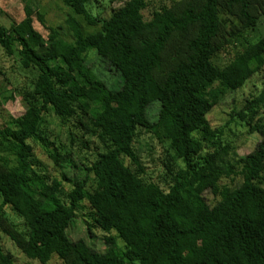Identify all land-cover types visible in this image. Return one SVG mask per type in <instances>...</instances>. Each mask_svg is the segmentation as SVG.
I'll list each match as a JSON object with an SVG mask.
<instances>
[{"label": "trees", "instance_id": "trees-1", "mask_svg": "<svg viewBox=\"0 0 264 264\" xmlns=\"http://www.w3.org/2000/svg\"><path fill=\"white\" fill-rule=\"evenodd\" d=\"M22 1V20L10 27L0 23V47L8 56L16 48L22 67L34 74L22 92L24 113L2 116L0 229L42 264L54 255L63 264H264V76L231 107L224 125L198 124L257 73L251 62L264 53V35L242 46L226 65L213 61L219 2L253 24V0H171L149 17L144 16L149 0H120L103 15L88 10L91 0H61L97 28L85 33L69 16L70 41L46 26L35 0ZM261 9L264 16V4ZM34 13L49 30L47 40L33 26ZM173 44L181 46V55L162 74ZM92 56L121 77L118 88L88 63ZM162 98L168 112L151 118L149 106ZM46 112L63 125L80 120L87 149L98 142L83 177L62 173L67 190L33 166L29 140L38 141L55 163L63 159L43 135ZM231 121L259 135L253 149L235 153L236 159L225 135ZM139 130L162 146L163 181L143 176L134 147ZM237 177L240 184L227 185L225 180ZM6 205L23 219V232L9 220ZM85 208L105 233L102 248L68 236L76 210ZM0 264H15L1 243Z\"/></svg>", "mask_w": 264, "mask_h": 264}, {"label": "rangeland", "instance_id": "rangeland-1", "mask_svg": "<svg viewBox=\"0 0 264 264\" xmlns=\"http://www.w3.org/2000/svg\"><path fill=\"white\" fill-rule=\"evenodd\" d=\"M35 1L37 4L35 11L43 15L46 26L56 28L60 36L69 41L72 39L71 32L66 24V19L69 16H75L80 21L85 33L97 29L96 27L87 25L80 15H75L61 0ZM170 1L149 0L148 7L144 11V16L149 17L152 10L157 9L161 5H169ZM120 4V0H91L88 4V10L93 15H103L108 14L111 9ZM263 4L264 0H253L251 11L255 15V22L248 24L245 23L244 19L236 17L234 12H230L224 3L219 2L218 20L220 29L216 38L218 48L213 57L216 65L220 67L226 65L233 58L234 53L242 46L251 44L264 35V16L261 14V6ZM23 6L22 0H0V23L5 27H10L11 24L21 21L24 17ZM33 26L47 40L49 30L39 21L36 13L33 15ZM179 39V42H183L180 37ZM177 55H181V46L173 44L164 55L165 62L162 74H165L169 70V65L173 64ZM88 63L96 64L95 67L103 71L102 78L111 88H118L121 81L119 75L113 72V70H104L103 66L98 65L93 56ZM251 63L252 69H255L257 73L252 77L250 83L244 89L231 92L227 103L222 104L213 113L208 114L205 119L198 123L199 125L204 123V121H208L214 125H224L225 121L229 120V112L231 107L236 104V101L252 94L251 91H254V85H258L259 79L264 76V53L253 59ZM33 76L32 71L22 67L20 55L16 48L13 49V54L8 56L0 47V126H4L3 117L5 118L7 114L16 117L24 113L25 104L22 99V92L31 87ZM229 98L235 99V102H232ZM168 110L169 105L166 99L162 98L161 101H155L149 106L148 115L151 118H158L166 114ZM44 118L45 120L42 124L43 135L52 143V145L49 143L50 148H56L63 159L55 163L43 150L38 141L29 140L33 147V166L47 177L49 181L55 178L61 180L65 190H67L70 187V183L64 179L62 173L71 178L83 177L85 175L84 165L87 164V159H92L90 155L91 151L98 145V142L94 140L90 142V148L87 149L85 147L82 125L77 118L64 125L51 112H46ZM81 121L84 122L86 120L82 117ZM225 135L231 142L232 148L229 149V154L233 159L237 158L234 155L235 153L237 155L249 153L259 140L258 133L249 132L247 128L239 126L233 121L229 122L225 128ZM98 147L100 148V146ZM134 147L144 168L145 173L143 176L148 180L163 181L166 170L163 165L164 152L161 144L151 133L139 130L134 140ZM68 160H72V162H68ZM126 161L128 162V160ZM241 180V177H237L232 183L228 182V180L225 181H227V185L236 186L240 184ZM225 181L223 182L225 183ZM203 194L208 201L214 200L209 191H205ZM4 210L16 230L23 232L25 230L23 219L9 205L4 206ZM75 216L74 225L70 228L68 236L72 240L82 238L91 245L102 248L100 239L105 233L93 224L88 215V209H77ZM0 243L3 251L12 257L15 264H42L38 260L25 256L16 242L2 229H0ZM47 264L63 263L54 255Z\"/></svg>", "mask_w": 264, "mask_h": 264}]
</instances>
